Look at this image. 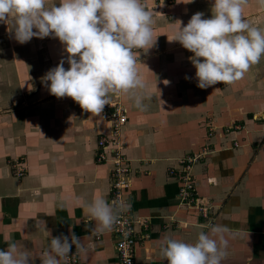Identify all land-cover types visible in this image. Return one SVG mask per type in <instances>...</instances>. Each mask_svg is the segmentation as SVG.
Returning a JSON list of instances; mask_svg holds the SVG:
<instances>
[{"label": "crops", "instance_id": "crops-1", "mask_svg": "<svg viewBox=\"0 0 264 264\" xmlns=\"http://www.w3.org/2000/svg\"><path fill=\"white\" fill-rule=\"evenodd\" d=\"M213 3L174 0L165 12L152 11L156 45L134 50L146 84L135 90L144 110L127 94L108 97L127 110L120 139L131 167L128 194L134 218L149 223L148 236L136 241L135 264H167L163 237L195 243L208 231L197 208L179 201L181 183L167 172L198 154L191 172L199 200L213 224L230 229L221 264H264V56L241 80L201 89L193 53L167 39L178 21L185 26L198 11L211 18ZM243 15L264 28L256 0H248ZM13 23H0V249L12 240L38 256L50 243L46 225L54 237L74 232L82 240L80 264H120L114 235L94 231L83 207L97 196L110 203L111 165L95 154L98 139L110 137L111 121L70 97L51 95L42 78L62 59L69 68L64 46L53 37L20 44ZM17 158L25 167L21 177L11 167ZM134 231L137 237L144 232L138 224Z\"/></svg>", "mask_w": 264, "mask_h": 264}, {"label": "clouds", "instance_id": "clouds-1", "mask_svg": "<svg viewBox=\"0 0 264 264\" xmlns=\"http://www.w3.org/2000/svg\"><path fill=\"white\" fill-rule=\"evenodd\" d=\"M256 3L264 9V0ZM247 4L248 0H214L211 18L198 11L185 26L178 21L174 34L167 37L193 53L189 60L196 69L197 87L233 84L264 56V28L244 18ZM10 18L14 22L11 33L18 43L53 37L64 46L69 68L65 69L62 59L42 78L51 95L70 97L93 116H100L110 105L109 94H127L134 98L135 107L144 110V97L135 90L146 84L134 50L154 47L157 38L153 39V14L142 0H59L58 5L54 0L50 5L48 0H0V23L8 25ZM83 207L97 233L111 231L119 214L129 208L123 201L109 203L100 196ZM207 227L195 243L163 237L162 258L167 264H221L230 229L211 223ZM45 231L50 243L38 256L6 240V250L0 249V264H34L35 259L40 264H67L73 245L84 251L74 232L54 237L46 225Z\"/></svg>", "mask_w": 264, "mask_h": 264}, {"label": "built area", "instance_id": "built-area-1", "mask_svg": "<svg viewBox=\"0 0 264 264\" xmlns=\"http://www.w3.org/2000/svg\"><path fill=\"white\" fill-rule=\"evenodd\" d=\"M147 10L162 11L170 6L174 0H142ZM112 108V110H110ZM105 119L111 121L110 137H101L97 141L98 151L95 159L100 163H109L110 179V203L112 200L123 201L129 206L127 211L119 214L118 220L113 226L111 232L115 237V249L120 264H135V244L137 239L148 236L149 223L142 219H135L133 209L130 204L129 190L131 188L132 176L131 167L128 159L123 153V143L120 139L121 128L127 121V110L119 103L115 105H106L103 110ZM211 129V127H210ZM200 155H187L178 160L177 166L169 167L167 172L169 176H177L180 181L178 198L181 203L197 208L201 215L213 224L212 217L209 216L206 204L200 202L195 187V179L192 174L193 164L199 159ZM11 167L17 177L24 174L25 167L21 158L14 159ZM135 224L141 226L144 231L141 236H136ZM100 236L96 234L98 239ZM67 264H80L78 249L75 245L68 257Z\"/></svg>", "mask_w": 264, "mask_h": 264}]
</instances>
